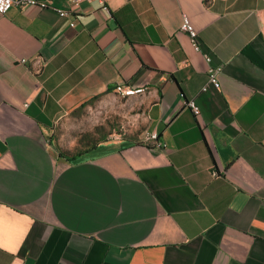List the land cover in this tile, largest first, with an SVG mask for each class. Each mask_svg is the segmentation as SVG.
<instances>
[{
    "label": "crops",
    "instance_id": "0c3cea01",
    "mask_svg": "<svg viewBox=\"0 0 264 264\" xmlns=\"http://www.w3.org/2000/svg\"><path fill=\"white\" fill-rule=\"evenodd\" d=\"M102 1L0 17V264H264V0ZM117 83L145 88L161 149L55 151Z\"/></svg>",
    "mask_w": 264,
    "mask_h": 264
},
{
    "label": "rangeland",
    "instance_id": "374dc122",
    "mask_svg": "<svg viewBox=\"0 0 264 264\" xmlns=\"http://www.w3.org/2000/svg\"><path fill=\"white\" fill-rule=\"evenodd\" d=\"M144 126L138 100L112 94L60 120L51 132L50 142L55 151L74 155L110 139L141 141Z\"/></svg>",
    "mask_w": 264,
    "mask_h": 264
},
{
    "label": "built area",
    "instance_id": "2783aa9c",
    "mask_svg": "<svg viewBox=\"0 0 264 264\" xmlns=\"http://www.w3.org/2000/svg\"><path fill=\"white\" fill-rule=\"evenodd\" d=\"M82 1H92V0H69L70 10H58L52 8L60 17H66L71 14ZM102 3V0H98ZM28 8L35 7L39 9L51 8V0H0V17L5 15L11 8ZM71 26L73 24L71 23ZM179 31L186 34L190 40V43L195 51H199V45L197 42V32L193 28L190 20L186 15H182L181 23L179 26ZM207 62L210 61L208 56H204ZM222 72V67H209L207 71V81L209 85L215 88L219 87L218 77ZM207 87L202 88V92L206 91ZM112 92L123 98H128L132 96L141 95L145 92V88L138 87L133 88L124 83H117L112 87ZM194 116L199 114V108L195 104L194 100H190L185 105ZM141 142L146 145H151L155 149H161L162 143L156 133L146 132L141 137ZM21 264V263H19Z\"/></svg>",
    "mask_w": 264,
    "mask_h": 264
},
{
    "label": "trees",
    "instance_id": "16d2710c",
    "mask_svg": "<svg viewBox=\"0 0 264 264\" xmlns=\"http://www.w3.org/2000/svg\"><path fill=\"white\" fill-rule=\"evenodd\" d=\"M97 145V144H96ZM95 145V146H96ZM95 146H93L92 148H94ZM92 148H90L89 150L85 151V152H77L75 153L74 155H67L65 153H63L64 155H67L69 156L71 159L75 160V159H79V158H82V157H85L91 150Z\"/></svg>",
    "mask_w": 264,
    "mask_h": 264
}]
</instances>
